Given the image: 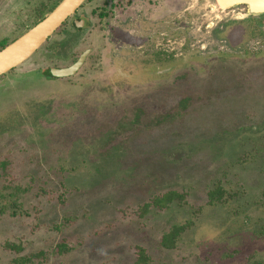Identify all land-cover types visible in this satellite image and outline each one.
Wrapping results in <instances>:
<instances>
[{"label": "rangeland", "instance_id": "rangeland-1", "mask_svg": "<svg viewBox=\"0 0 264 264\" xmlns=\"http://www.w3.org/2000/svg\"><path fill=\"white\" fill-rule=\"evenodd\" d=\"M48 1L0 0V43ZM162 2L164 16L184 4L195 14L164 20L188 42L160 66L173 78L158 83L138 50L115 59L99 36V70L29 74L47 66L39 50L26 74L0 80V264H264V37L240 42L263 48L243 67L213 54L216 32H200L215 21L212 1ZM135 93L148 97L137 116ZM171 192L183 199L153 205ZM177 226L175 247L163 248Z\"/></svg>", "mask_w": 264, "mask_h": 264}, {"label": "flooded vegetation", "instance_id": "flooded-vegetation-1", "mask_svg": "<svg viewBox=\"0 0 264 264\" xmlns=\"http://www.w3.org/2000/svg\"><path fill=\"white\" fill-rule=\"evenodd\" d=\"M62 1L63 0H49L48 2H44L45 5H43L38 10H35L38 14L37 21L32 26L25 28L20 36H23L30 29L40 23L41 20L48 16ZM180 1H184L183 3L186 2V0H178V5H182ZM209 1H212V3L210 2L208 6V13L215 18V21H207V23L202 28L204 31L202 30L200 32H203L204 34L207 28L210 35L212 32H216L215 37L218 40L215 41L213 54L229 55L224 56L226 57L225 59L234 57L238 58L241 61L239 63H242L243 67L247 66L250 59L254 57L258 58L259 55L264 54H259L260 51L263 50V48H259V41H257L256 44H253L254 46H251L250 44V40L264 37V31H262L260 27L254 29L251 26L253 23H263L262 21L264 20V12H260L256 15L252 14L249 11V7L243 3L222 8L219 5L218 0H208V2ZM254 2L257 5V3L260 1L254 0ZM141 3L143 6H138ZM185 6L186 4L182 5V10L181 8H179V10L177 9L176 11L172 10L166 16H164L161 13L162 9L164 8L162 0H85V2L78 9H76L73 15H71L36 51L38 52L41 50L40 56L43 61L46 60L47 66L39 68V71L32 69L28 73H36L40 75V77L48 79L71 80L77 75L82 74L83 71L85 72L87 69L90 71L99 70L98 64H103V59L101 57L103 54L99 53L100 49L93 44H97L100 36V40L104 39V46H110L113 57L116 52L126 53L129 56L132 55V53H134L136 50L141 52L142 58L140 61L143 60V62L154 63L156 67L155 69L159 72V74L157 73L156 76H154L155 80L158 83H161V81L165 80L167 77L165 75L168 74H161L163 71H159L160 66H166V63H169V61L171 62V60H173L171 58L177 57V52L179 50H184V48L188 47V42L186 40L182 41L178 38V35L182 33H180V27L177 28V26H179V22H172V20L165 22L164 20L169 17V14L173 13L177 16L178 13H182L183 11L185 12H183V17L186 15H188L189 18L194 16L195 14H193V12L191 13L187 9L185 11ZM137 8L138 10H136ZM159 8L161 11L158 10ZM178 20H180L179 16L177 17V21ZM167 25L169 26L167 27ZM170 25H172V27H170ZM242 25H247V27ZM163 28H168L171 34L168 32L164 33ZM125 37H130L132 42L129 44L125 42ZM249 38L250 40H248L244 46H242V43L240 44V42H243L245 39ZM178 40H180L182 44H179ZM14 41L15 40L12 42ZM12 42H9V39L1 41V43H4V47L8 46ZM82 43L85 44L84 48L81 47ZM173 45H178V47H174ZM172 47L173 49H171ZM203 47L206 49L208 48L206 45ZM241 48H243L244 51L243 58L236 56L237 51H239ZM2 49L4 48L0 47V51ZM86 53L88 54L83 65L74 75L64 78H56L52 76L51 72L65 70L72 67ZM171 54H174L173 57H170ZM165 56H167V58ZM31 57L23 64L10 70L5 75L0 76V80L3 79L2 85L5 77L12 72H14L15 77L19 78L21 75L26 74L19 73V71L20 68L26 65L28 61H32L30 60ZM41 58H39L40 60L37 61V63H42L40 62ZM114 58L117 59L116 57ZM197 61L201 60L198 59ZM197 69L199 74H205V72L208 70L204 63L202 64V67ZM124 74L125 77H129L126 76V73ZM168 76L173 78V75ZM128 85L130 86V84ZM131 86H133V84H131ZM140 94L142 93L140 92ZM140 94L135 93L130 97L134 99L135 105L138 101L141 102L140 108L133 106L131 109L135 116H137L144 109V107H146V103L144 101H147L148 97H142ZM170 195H175L173 201L166 202L162 207L156 206L155 203L162 199V197L156 199L153 205L157 208L163 209L174 201H180L183 199L182 195L174 192H171L164 197ZM215 195L216 192L210 193V203L214 201ZM181 227H183L185 231L186 226H177L173 228V230ZM162 242L163 239L161 241V245L163 248H165ZM143 261L144 259L141 256L138 258L136 264H142Z\"/></svg>", "mask_w": 264, "mask_h": 264}, {"label": "water", "instance_id": "water-1", "mask_svg": "<svg viewBox=\"0 0 264 264\" xmlns=\"http://www.w3.org/2000/svg\"><path fill=\"white\" fill-rule=\"evenodd\" d=\"M255 4L254 0H218L222 8L246 4L252 14L264 12V1ZM85 0H63L48 16L20 38L0 51V76L23 64L41 45L78 9ZM88 53L84 54L72 67L51 72L52 76L64 78L74 75L83 65Z\"/></svg>", "mask_w": 264, "mask_h": 264}, {"label": "trees", "instance_id": "trees-1", "mask_svg": "<svg viewBox=\"0 0 264 264\" xmlns=\"http://www.w3.org/2000/svg\"><path fill=\"white\" fill-rule=\"evenodd\" d=\"M44 19V18H43ZM42 19V20H43ZM41 20V21H42ZM4 43H1L0 44V47L1 48H5L4 47ZM175 195H170V196H167V197H163L162 199L158 200L155 204L156 206L158 207H162L166 202H171L173 201ZM184 231V228L181 227V228H177V229H174L171 233H169L168 235L164 236L163 237V245L165 248L167 249H173L175 247V241L177 240V237L179 235H181V233Z\"/></svg>", "mask_w": 264, "mask_h": 264}]
</instances>
